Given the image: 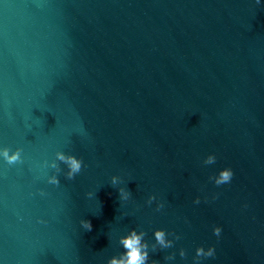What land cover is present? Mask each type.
Masks as SVG:
<instances>
[{"label":"water","instance_id":"1","mask_svg":"<svg viewBox=\"0 0 264 264\" xmlns=\"http://www.w3.org/2000/svg\"><path fill=\"white\" fill-rule=\"evenodd\" d=\"M5 147L23 162L0 156V264H107L133 228L149 264H264V0H0ZM156 229L181 238L153 252Z\"/></svg>","mask_w":264,"mask_h":264},{"label":"clouds","instance_id":"2","mask_svg":"<svg viewBox=\"0 0 264 264\" xmlns=\"http://www.w3.org/2000/svg\"><path fill=\"white\" fill-rule=\"evenodd\" d=\"M260 0H256V3L259 4ZM22 149L17 148L15 151H11L9 148L5 147L0 150V156L9 164L14 165L17 163H22ZM56 159L50 164L45 162V165L55 169L57 173L61 172V168L56 161L62 162L67 167V172L65 173L66 179L74 180L75 177L81 172L84 167V162L82 159L77 158L75 155L65 154L62 151H58L55 154ZM216 162V156L214 154H209L203 161L205 165H212ZM234 172L231 168L225 167L221 169L217 175L209 177L211 181L214 182L216 186H221L228 184L232 181ZM47 182L52 185H59L60 181L57 175L48 176ZM121 183V178L118 176L111 177V185L116 186ZM41 195H44L42 192ZM88 197H92L93 193H87ZM119 199L121 201H128L132 193L126 187H120L118 189ZM157 200L155 195H150L146 201L148 205H151L154 201ZM195 204H199L200 198L196 197L193 201ZM164 208L163 202H158L156 205L155 211H160ZM45 221H40L44 223ZM81 227L86 231H92V223L90 220L81 219ZM222 228L220 226H215L213 228V234L216 237L221 235ZM155 243L151 245L153 252L156 251L157 246L160 249H169L174 246V242L179 240L181 237L176 233L166 232L164 229H156L153 233ZM146 232L143 230L137 231L136 229H131L126 235L121 236L119 239V244L123 247L124 251L117 257L113 256L108 259L107 264H149V244L145 241ZM168 236H172L173 239H168ZM179 255L181 258L186 257V252L183 248L179 250ZM215 256V247L209 246L205 249L203 246H199L195 250V257L193 258L194 264H200L202 259L210 258ZM166 260H174L175 253L165 257ZM151 264H159V261L153 260Z\"/></svg>","mask_w":264,"mask_h":264}]
</instances>
